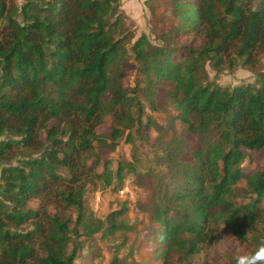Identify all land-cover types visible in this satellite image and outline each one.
Wrapping results in <instances>:
<instances>
[{"label": "trees", "instance_id": "1", "mask_svg": "<svg viewBox=\"0 0 264 264\" xmlns=\"http://www.w3.org/2000/svg\"><path fill=\"white\" fill-rule=\"evenodd\" d=\"M119 3L0 0V137L12 136L0 139V163L20 157L0 168V264H74L96 234L112 242L117 262L133 229L127 202L104 218L92 216L83 177L95 175L117 192L123 173L135 172L136 141L149 139L142 126L156 125L143 121L138 92L151 102L160 93L192 138L191 145L168 142L175 155L189 149L178 159L168 153L165 161L174 166L148 206L161 228L160 264L170 250L198 252L224 229L252 250L264 239L245 232L264 221V161L259 169L242 168L247 151L264 150V71L256 84L227 88L205 69L208 62L219 71L234 58L257 65L264 0H170L175 36L196 31L201 47L157 46L144 33L131 42ZM131 56L140 75L134 87L124 82ZM107 116L109 133L97 134ZM120 139L130 144L132 160L117 163L115 182L106 161L102 172L95 169L98 150H114ZM240 181L250 199L243 205L233 200Z\"/></svg>", "mask_w": 264, "mask_h": 264}, {"label": "rangeland", "instance_id": "2", "mask_svg": "<svg viewBox=\"0 0 264 264\" xmlns=\"http://www.w3.org/2000/svg\"><path fill=\"white\" fill-rule=\"evenodd\" d=\"M21 3V0H18ZM118 10L122 11L127 17L126 23L133 30L135 40L141 33H144L149 41L154 45H163L168 41H175V45H187L191 47H201L203 38L198 32L180 33L175 36L174 29L177 26L176 18L171 11L170 0H120ZM129 47V46H128ZM259 62L252 68L242 63L243 58H234L232 64L225 63L219 71L210 64L206 63L205 69L208 77L214 80L222 87L233 88L245 84H256L257 74L264 71V55H258ZM129 67L127 77L124 79L125 85L134 87L140 80L138 74V65L132 58H129ZM138 97L143 105L142 119L147 117L155 122L152 128L142 126V132L149 139L147 142L137 139L136 169L134 173L124 172L121 179L123 186L128 184L133 191V199L123 201L115 192L113 184L104 185L102 180L95 175H87L84 188V204L88 213L96 218H104L113 210L119 209L124 202L127 208L125 220L133 227L128 232V241L118 253V260L115 264H160L162 258H156L157 248H162L159 243L160 226L150 220L148 211L150 199L154 193L156 183L159 179H166L168 172L174 166V162L165 161L168 153L171 152L176 158L185 155L189 149H186L175 155L172 147L168 145L171 140L175 144L177 140H186L188 143L192 138L187 134L185 126L178 120H174L170 115V110L165 107L162 96L159 93L151 99L146 98L140 92ZM54 123V121L50 122ZM111 119L105 117L104 122L96 128V133L106 135L111 128ZM43 136V134H41ZM12 138V136H2L0 139ZM183 140V141H184ZM101 155L100 164L96 167V172L103 170V162L108 163L107 169L112 172L116 182L115 170L120 160L131 161L132 148L125 140H118L114 150L101 147L98 150ZM170 157V156H169ZM13 157L7 163H0V168L5 165L17 164V159ZM95 157L93 156L92 159ZM264 161V150L247 151V156L242 162V168L245 171L250 169H259ZM169 169V170H168ZM67 175V174H66ZM163 181V180H162ZM1 182V181H0ZM244 182L240 181L233 195V200L237 205H243L250 199L243 192ZM33 206H37L36 201H32ZM64 212L74 217L71 210L60 206ZM51 210H54L50 206ZM248 238L255 236L264 237V221L256 230H245ZM83 239V238H82ZM112 242H105L96 234L93 239L83 242L78 258L74 264H113L112 263ZM253 246L237 240L229 230L224 229L218 237L210 243L203 244L198 252L189 254L186 251L178 252L170 250L165 253V264H233L234 257L246 254L252 251Z\"/></svg>", "mask_w": 264, "mask_h": 264}, {"label": "clouds", "instance_id": "3", "mask_svg": "<svg viewBox=\"0 0 264 264\" xmlns=\"http://www.w3.org/2000/svg\"><path fill=\"white\" fill-rule=\"evenodd\" d=\"M233 264H264V239L254 250L234 257Z\"/></svg>", "mask_w": 264, "mask_h": 264}, {"label": "built area", "instance_id": "4", "mask_svg": "<svg viewBox=\"0 0 264 264\" xmlns=\"http://www.w3.org/2000/svg\"><path fill=\"white\" fill-rule=\"evenodd\" d=\"M119 197L122 198L123 200H131L133 199V191L132 188L129 187L128 184H125L124 186H122L119 190Z\"/></svg>", "mask_w": 264, "mask_h": 264}]
</instances>
